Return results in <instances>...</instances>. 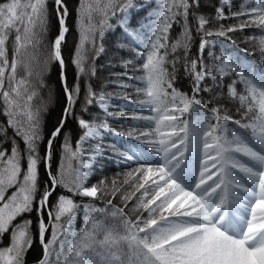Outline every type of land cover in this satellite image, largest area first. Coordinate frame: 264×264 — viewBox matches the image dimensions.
Wrapping results in <instances>:
<instances>
[{"label":"trees","instance_id":"1","mask_svg":"<svg viewBox=\"0 0 264 264\" xmlns=\"http://www.w3.org/2000/svg\"><path fill=\"white\" fill-rule=\"evenodd\" d=\"M261 76L264 0H0V264H206L170 226L219 187L221 132H264Z\"/></svg>","mask_w":264,"mask_h":264},{"label":"rangeland","instance_id":"2","mask_svg":"<svg viewBox=\"0 0 264 264\" xmlns=\"http://www.w3.org/2000/svg\"><path fill=\"white\" fill-rule=\"evenodd\" d=\"M237 58V53L225 56L223 68H229ZM50 96L47 92L45 98ZM100 136L97 129L86 133L87 139ZM217 143L213 170L221 177L220 187L201 190L205 207L170 229L184 234L189 254L202 257L206 264H264V212L259 209V203H264V133L243 142L238 137L227 138L224 132ZM93 158L85 160L81 154L79 165V186L90 195L97 194L95 187L86 186ZM185 163L177 165L183 167L182 176L188 179L191 172ZM179 195L177 190L176 198Z\"/></svg>","mask_w":264,"mask_h":264},{"label":"water","instance_id":"3","mask_svg":"<svg viewBox=\"0 0 264 264\" xmlns=\"http://www.w3.org/2000/svg\"><path fill=\"white\" fill-rule=\"evenodd\" d=\"M60 2H61V0H58V4H59ZM63 39H64V33L60 36V38H59V40H58V43H57L58 48H60V41L63 40ZM58 56H59V58L62 59V56H61V52H60V50L58 51ZM60 129H61V127H59V128L56 130V132H55L54 135L58 134L59 131H60Z\"/></svg>","mask_w":264,"mask_h":264}]
</instances>
